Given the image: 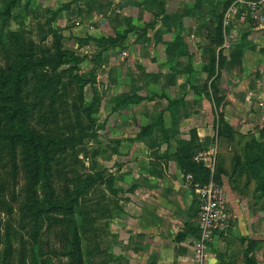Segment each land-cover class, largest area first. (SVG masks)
<instances>
[{
  "label": "crops",
  "instance_id": "crops-1",
  "mask_svg": "<svg viewBox=\"0 0 264 264\" xmlns=\"http://www.w3.org/2000/svg\"><path fill=\"white\" fill-rule=\"evenodd\" d=\"M230 1L66 0L63 11L77 14L75 36L125 35L119 37L123 93L144 102L145 90L155 92L148 108L156 115L148 124L134 134L130 124L122 128L121 136L133 137L140 150L136 167L126 164L113 177L118 195L107 231L118 264H194L199 201L176 160L180 143L192 134L216 149L215 173L231 215L210 243L207 264H247L249 246L255 264H264V191L254 174L259 164L246 159L253 149L233 146L234 140L264 141V10L234 23L235 40L224 47ZM118 48L111 46L104 58ZM221 116L231 127L226 134H220Z\"/></svg>",
  "mask_w": 264,
  "mask_h": 264
},
{
  "label": "trees",
  "instance_id": "trees-1",
  "mask_svg": "<svg viewBox=\"0 0 264 264\" xmlns=\"http://www.w3.org/2000/svg\"><path fill=\"white\" fill-rule=\"evenodd\" d=\"M18 1L0 0V205L5 204L7 188L1 169L9 166L15 179L19 173L23 176L21 189L18 192L13 190L12 198L18 200L22 217L33 226L34 238L40 235V229L45 225L49 228H64V255L68 258V264H85L83 237L77 223L76 208L87 190L96 183V178L90 175H70L74 171L71 169L70 158L77 142L75 130H86L95 122V103H85L84 88L89 81L77 73L82 57L73 51L64 50L59 44L44 46L27 37L22 30L14 32L8 29L12 11ZM221 29L220 25L219 33ZM123 36H88L86 41H93L103 51L118 43L119 37L122 39ZM69 84L78 87L71 110L75 121H68L64 127L60 123V103ZM219 98L216 94L215 99L220 103ZM132 100V97L127 96L117 105L129 104ZM220 121V134H226L231 127L222 116ZM145 131L143 129L141 133ZM251 140L245 148L253 149L254 152L247 154L246 159L250 163L259 164L254 174L259 180V189L264 191V143ZM206 148L192 134L189 141L180 143L176 153L179 166L186 173H193L195 179L203 183L210 180V170L196 162L193 156ZM214 177L222 183L218 172ZM113 179L112 176L109 178V184L116 194L118 189L113 187ZM87 222H84L86 226ZM86 226L83 225L84 237L90 231L89 228L85 229ZM96 229L93 226L92 231ZM5 244L2 264H26L22 242L15 259L10 231ZM250 248L247 249V264H255L254 258L250 256ZM33 252L35 258L39 256L37 249H33ZM105 255V259L94 264H107L113 260L107 247Z\"/></svg>",
  "mask_w": 264,
  "mask_h": 264
},
{
  "label": "rangeland",
  "instance_id": "rangeland-1",
  "mask_svg": "<svg viewBox=\"0 0 264 264\" xmlns=\"http://www.w3.org/2000/svg\"><path fill=\"white\" fill-rule=\"evenodd\" d=\"M65 3H67L66 0H19L12 11L8 29L14 32L22 30L27 37L44 46L53 47L55 43L59 44L64 50L73 51L83 58L77 73L89 81L84 88L85 103L90 104L94 101L93 118L95 122L86 130H79V128L75 130L77 142L72 149L73 156L70 150L71 169L74 171L70 175H90L96 178V183L87 190L76 208L77 223L83 237L85 264H94L105 259L106 247L109 249L113 243L111 234L107 231V220L111 217L114 198L118 193H113L109 178L116 177L118 169L126 164L136 167L139 161L137 154L140 148H134L136 141L133 137L121 136V133L124 129L127 131L128 124H130L129 133L138 132L140 128L148 124L151 116L156 115L153 108H148L150 105L148 103L154 100H150V98H155V92L150 89L145 90L144 94L148 100L144 102L136 100L137 95H134L131 103L125 107L117 105L129 96L125 95L120 87L122 86L120 71L121 65L123 66L124 63L119 54L122 52L124 42L119 41L115 45H111L112 48L119 47L118 54L112 52L114 54L106 55L104 58V51L111 46L101 51L102 49L93 41H86L87 37L75 36L73 21L77 14L74 12L65 13L63 11ZM0 60L2 61L1 58ZM77 88L75 84H69L61 98L60 123L64 127L68 121L70 123L75 121L71 110L76 100ZM126 93L128 92L126 91ZM207 94L208 98L212 100L211 94ZM213 95L215 97L216 93ZM217 111H220L219 108ZM211 112L216 115L214 107ZM139 117H141V123ZM259 131L262 139L264 127ZM248 133L250 136L253 135L251 131ZM250 142L252 140L249 138L244 143L234 140L233 146L235 150H243L250 145ZM133 149L134 154H131L130 151ZM235 161L236 159L233 160V163ZM1 174L7 188L5 204L0 205V264L3 261L5 242L9 231L13 239L15 259L22 242L25 246L26 264H68V258L64 255L65 229L49 228L45 225L40 229V235L38 234L39 236L34 238L33 226L28 222V219L22 217L18 200L12 198V191L18 192L24 182L22 174L19 173L15 179L9 166H3ZM128 185L131 184L128 183ZM83 216L88 221L87 226L84 223L85 220L83 221ZM83 225L86 226L85 229L89 228L90 230L85 233V237L83 236ZM93 226L97 228L95 231H92ZM92 248H94L93 252ZM33 249H37L39 256L36 258ZM109 255L111 254L109 253ZM111 259L112 257H110ZM117 262L119 263V259L115 258L107 264H118Z\"/></svg>",
  "mask_w": 264,
  "mask_h": 264
},
{
  "label": "built area",
  "instance_id": "built-area-1",
  "mask_svg": "<svg viewBox=\"0 0 264 264\" xmlns=\"http://www.w3.org/2000/svg\"><path fill=\"white\" fill-rule=\"evenodd\" d=\"M264 10V0H234L224 13V47H232L235 40L232 26L238 21L244 22L250 15H257ZM193 159L210 169L208 182H200L191 172L185 174L186 181L195 192L199 201L197 219L198 236L193 241V263L207 264L210 243L218 230H225L231 218L226 209L227 194L222 183L215 179L216 149L198 151Z\"/></svg>",
  "mask_w": 264,
  "mask_h": 264
}]
</instances>
